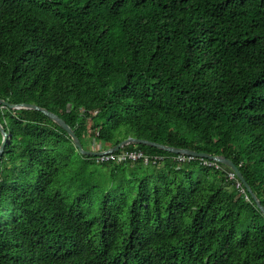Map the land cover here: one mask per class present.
<instances>
[{
  "label": "trees",
  "instance_id": "16d2710c",
  "mask_svg": "<svg viewBox=\"0 0 264 264\" xmlns=\"http://www.w3.org/2000/svg\"><path fill=\"white\" fill-rule=\"evenodd\" d=\"M0 100L87 150L222 154L264 207V0H0ZM0 123V264H264V215L220 162L96 163L40 110Z\"/></svg>",
  "mask_w": 264,
  "mask_h": 264
},
{
  "label": "water",
  "instance_id": "95a60500",
  "mask_svg": "<svg viewBox=\"0 0 264 264\" xmlns=\"http://www.w3.org/2000/svg\"><path fill=\"white\" fill-rule=\"evenodd\" d=\"M0 106L10 107L11 109H36V110H40V111L44 112L46 115L51 117L52 120L56 124H58L60 127H62L68 133V135L71 138L75 148L82 155L98 156V155L105 154V153L115 152V151L119 150L120 148H122L123 146L128 145V144H141L144 146L153 147V148H156V149L168 152V153H172L175 155H181V156H185V157L189 156V155H194V156H199V157L210 158L212 160L220 162L221 164L225 165L228 169H230L233 173L236 174V176L238 177V180L241 182L243 187L246 189V191L250 194L251 198L254 200L257 208L264 215V207L262 206L261 202L258 200L256 195L252 192L250 185L246 181V178L244 177L242 171L240 169H238V167L235 165V162L231 158H228L222 154H211L208 152L198 151V150L190 151V150H184V149H176V148L169 147L166 145L141 140V139H138L135 137H127V138L121 140L116 145H114L110 148H107L106 150H103V151L87 150V149H84V147H83L79 137L76 135L74 129L70 125H68L67 122L63 118H61L58 114L54 113L53 111H51L45 107H42L38 104H33V103L10 104V103H8L6 101L4 102L2 100H0ZM0 132L2 134V142L0 144V159H1L2 154L4 153L6 145L8 143L9 138H10V135L6 131V129L4 128L2 123H0ZM0 198H1V190H0Z\"/></svg>",
  "mask_w": 264,
  "mask_h": 264
},
{
  "label": "built area",
  "instance_id": "2783aa9c",
  "mask_svg": "<svg viewBox=\"0 0 264 264\" xmlns=\"http://www.w3.org/2000/svg\"><path fill=\"white\" fill-rule=\"evenodd\" d=\"M106 150V149H104ZM103 151V150H101ZM194 155H189V156H181L179 157V160H184L187 158H191ZM110 160H115V161H136V160H141L143 162V164H147L149 161L152 164H155L156 161H161V158L158 157H153V158H148L146 155H144L143 152H141V150H125L122 151L118 154H114V152L111 153H105V154H101L95 157V162L99 163V162H105V161H110Z\"/></svg>",
  "mask_w": 264,
  "mask_h": 264
}]
</instances>
